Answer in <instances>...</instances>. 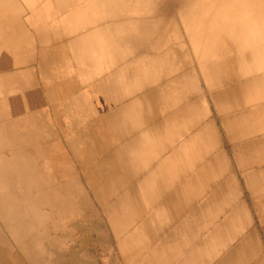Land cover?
<instances>
[{"label":"crops","instance_id":"0c3cea01","mask_svg":"<svg viewBox=\"0 0 264 264\" xmlns=\"http://www.w3.org/2000/svg\"><path fill=\"white\" fill-rule=\"evenodd\" d=\"M123 8L113 0H0V186L8 188L0 192V264H71L69 254L78 255V264L94 263L86 250L73 252L62 241L70 233L68 223L99 226L100 234L91 230L89 237L106 240L101 250L106 264H264V159L244 182L237 180V168L228 174L210 111L201 115L192 109L193 123L204 119L199 143L211 159L197 165L190 160L189 166V159L184 164L179 157V133L164 132L161 143L160 131L143 124L146 102L112 98L107 109H118L122 124L135 131L110 139L108 156L116 158L112 171L123 176L110 189L121 191L102 201L93 192L98 186L79 175L98 172L97 160L86 161L93 165L84 169L76 160L72 175L66 168L67 158L98 156L97 138L78 142L75 134L68 141L63 128L98 117V102H84L82 92H98L103 78L111 82L106 88L111 93L120 82L130 84L131 15ZM257 51L262 65L264 48ZM56 98L60 101L52 104ZM256 112L254 126L264 130L259 122L264 111ZM45 123L59 125L57 139L33 127ZM5 137L12 141L9 156L26 158L15 166L1 159ZM18 139L26 148L13 146ZM41 143L49 153L38 151ZM44 156L50 158L48 168ZM55 157L58 169L51 161ZM5 173L14 175L5 178Z\"/></svg>","mask_w":264,"mask_h":264},{"label":"rangeland","instance_id":"374dc122","mask_svg":"<svg viewBox=\"0 0 264 264\" xmlns=\"http://www.w3.org/2000/svg\"><path fill=\"white\" fill-rule=\"evenodd\" d=\"M124 1L123 10L125 13L129 10L131 15V69L138 68L142 56L146 54V59L148 58L155 64L154 73L151 79L147 81H144L141 76H137L131 77L130 84L120 82L118 85L120 88L116 87L113 93L106 91L108 84H111L106 78L100 80L98 92L86 90L82 92L84 102H98V117L88 119L89 116L83 118L84 121L88 120L86 123L76 126L65 125L63 128L68 134V141L69 138L73 140L75 134H78L77 136L81 139L78 142L87 139L94 143L93 140L90 141L89 139L97 138L99 144L98 150L95 151L98 152V156L67 158L66 168L71 172L70 175L74 173L73 164L76 160L80 162V168L83 169L85 166L93 165L85 163L86 161L97 160L98 172L81 173L80 171L79 175H83L86 183H93L98 186L93 192L97 193L102 201L114 199L115 193L121 191L110 189L123 177L122 174L112 171L116 166H111V161L116 158L108 156L110 139L117 134H120L121 137L135 131L129 125L122 124V115L115 114L118 109H107L108 104L106 102H111L112 98H115L116 103L124 98L128 100L139 99L141 102H146L147 107L143 109L140 119L144 125L151 128L153 133L155 131L174 132L178 127L181 159L184 164L189 159V166L190 160H194L197 165L211 159L210 151L206 153L203 144L199 143L198 134L201 127L205 126L204 119L202 122L201 119H197L193 123L195 119L192 109L196 106L202 113L201 115L210 111L209 119L212 124V134L215 133L218 147L225 154L228 174L237 168V180L244 182V175L247 173L246 176L249 177L257 162L260 163L264 159V130L254 126L256 121L253 117L257 115V109L264 111V63L259 65L260 62L256 58L257 50L264 48V0H198L200 3L196 0H153L155 6L151 9L148 7V10L143 8L144 5L141 4V0ZM190 2L192 3L190 4ZM207 4L209 6L207 20L201 25L204 28L200 29V26L191 34L192 26L199 23L200 18V22L203 20L204 13L201 16V10ZM184 10L185 12H183ZM235 10H238V13L231 26L239 29L241 18L247 20L248 24L253 22L259 24V28L256 30L262 32L261 40L258 41L255 35L252 36L249 29L247 30L249 36L241 34L240 29L234 36L228 33V28L219 32L206 30L205 24L209 22V19L210 24L219 20L217 19L219 11L230 13ZM245 10L251 11V15H247ZM194 13L197 15L196 19H194ZM239 14L241 15L239 16ZM143 19L152 21L150 27L154 30L153 36L148 39L152 43L146 46L141 43L145 36L140 27ZM157 26L161 31L156 30ZM136 51H143V53L140 52L139 55H136ZM142 66L144 65L142 64ZM25 80V77L20 78V83ZM122 87L124 89L120 91ZM53 95L56 94L52 93V97H55ZM59 101L57 98L51 100L52 104L56 102L58 104ZM53 110L58 111L51 109L52 112ZM107 110L108 114H106ZM83 115L87 117L86 112ZM56 116L59 120V112ZM167 116L173 117L174 122L167 121L170 123L166 122V125L161 123ZM160 118L161 120H159ZM260 119L262 120L259 122L264 127V117ZM36 120L40 119L36 118ZM52 120L55 121L54 118ZM130 124L132 125V123ZM44 125H35V127L39 133L47 135V138L49 136L51 140L57 139L59 125L48 126L46 123ZM3 128L5 131H11L8 126ZM1 139L4 149L1 158L3 163L15 166V163H20V160L26 159L25 157H10L8 148H11L9 146H11L12 141L6 137ZM13 141L15 147L22 148L24 146H19L23 144L22 139H18V142ZM44 148L48 151H44ZM38 151L49 153L50 148L44 147L41 143ZM183 151H186L188 156L183 155ZM45 157L41 161L44 168H48L50 158ZM51 161L58 169L59 158H51ZM188 172L190 169L182 172V177L185 178ZM3 175L5 178H11L14 174L5 173ZM0 192H8V188L1 185ZM68 226H70L68 228L70 233L64 236L62 241L70 244L73 252H78L80 248H83L84 252L87 251L88 258L94 262L91 264H106V254L101 252L106 240L100 235L98 240H94V238L91 240L89 237L90 234H93L91 230L100 234L98 232L99 226L91 228L80 223H73ZM96 250L98 253L94 252ZM58 259L63 261L66 258L59 255ZM66 260L70 261L71 264H78L79 261L78 255H71Z\"/></svg>","mask_w":264,"mask_h":264},{"label":"bare ground","instance_id":"6f19581e","mask_svg":"<svg viewBox=\"0 0 264 264\" xmlns=\"http://www.w3.org/2000/svg\"><path fill=\"white\" fill-rule=\"evenodd\" d=\"M110 1V0H109ZM195 1V0H194ZM197 2H199L198 0H196ZM243 1V0H242ZM245 1H247V0H245ZM261 2V1H260ZM105 3V2H104ZM113 3H115V6H117L118 7V4H123V3H125V1L124 0H113ZM184 3V2H183ZM186 3V2H185ZM192 2H190V4H191ZM200 3V2H199ZM7 4H11V3H7ZM141 4L142 5H144V9L145 10H148L149 8L148 7H150V9L153 7V6H155V1H153V0H141ZM194 4V3H193ZM198 4V3H197ZM202 4V3H201ZM200 4V5H201ZM185 5V4H184ZM196 5V4H195ZM194 5V6H195ZM125 7V6H124ZM146 7V8H145ZM187 7V6H186ZM208 4L201 10V16L203 15V13H204V15H203V20L200 22V20H201V18L199 19V23H195L193 26H192V31H191V34H193V32H195V30H197L206 20H207V13H208ZM106 8V7H105ZM119 8H122V7H119ZM148 8V9H147ZM192 8V7H191ZM243 9V8H242ZM105 10V9H104ZM107 10H108V8H107ZM238 10H235V11H232V12H230V13H227V12H221V11H219L218 12V14H217V19H219L218 21H215L214 23H212V24H210V19H209V22H207L205 25V27H206V30H213V31H217V32H219V31H221V30H225V29H227L228 28V33L230 34V35H232V36H234V35H236V33H238V31H239V29H240V32H241V34H244V35H248V32H247V30L249 29V33L252 35V36H254L255 35V37L257 38V40L259 41V40H261L262 39V32H260L259 30H256L257 28H259V24H254V22L253 23H250V24H248L247 23V20L245 21V19H243V18H241V24L239 25V29L238 28H234V27H232L231 25H232V22L236 19V15H237V12ZM183 12H185V10L183 11ZM192 12V11H191ZM245 12H246V14L247 15H251V11H247V10H245ZM186 15V14H185ZM241 14H239V16H240ZM186 17V16H185ZM197 18V15H196V13H194V19H196ZM192 20H193V18H191ZM183 20H184V17H183ZM249 21V20H248ZM141 23H142V25L140 26L141 27V30H142V32L144 33L143 35H145V36H147L146 38H145V36H144V38L141 40V43L142 44H144V46H146L147 44H151L152 42L150 41V40H148V39H150V36H153V33H154V30L150 27V25L152 24V21H145V19H143L142 21H141ZM201 23V24H200ZM209 23V25H207ZM214 26V27H213ZM154 27V26H153ZM189 27H191V26H189ZM237 27V26H236ZM202 28H204V27H202L201 26V28L200 29H202ZM157 29H159L158 28V26H157V28H156V30ZM214 29H216V30H214ZM160 30V29H159ZM161 31V30H160ZM240 36V35H239ZM249 36V35H248ZM239 38V37H238ZM240 38H242V37H240ZM136 40H137V38H135ZM252 39V38H251ZM146 41H148V42H146ZM241 41H242V39H241ZM237 42H238V40H237ZM134 44V43H133ZM238 44V43H237ZM238 46V45H237ZM236 46V47H237ZM241 47V46H240ZM245 47V46H244ZM251 47V46H250ZM246 48V47H245ZM244 48V49H245ZM249 48V47H248ZM247 49V48H246ZM199 50V49H198ZM238 50V49H237ZM263 51V50H262ZM258 52V51H257ZM259 52H261V49H259ZM150 54V53H149ZM250 54V53H249ZM208 55V54H207ZM240 55V54H239ZM146 54H144L143 56H142V60H141V63L139 64V67L138 68H133V69H131V76L129 77V79H128V83L129 82H131V77H137V76H141L143 79H144V81H147V80H149V79H151V77H152V75H153V71H154V67H155V64L151 61V60H148V58L146 59ZM156 57V56H155ZM205 57V56H204ZM208 57V56H207ZM241 57V56H240ZM211 59V58H210ZM242 60V59H241ZM142 64L144 65V66H142ZM193 66H194V64H193ZM139 69V70H138ZM199 73V72H198ZM147 95H148V93H147ZM62 96V95H61ZM234 102V101H233ZM238 103V102H237ZM166 106V105H165ZM196 112H198L199 113V110L196 108ZM177 116V115H176ZM170 116H167L166 117V119L164 120V121H162L161 123H165V125L168 123H170V122H174V120H173V117L172 118H169ZM175 119V118H174ZM167 121H170V122H167ZM167 122V123H166ZM207 125V124H206ZM9 127V126H8ZM33 127H35V126H33ZM14 128V127H13ZM23 128H24V126H23ZM178 127H176V130H175V132H179V130L177 129ZM204 128H206V127H204ZM26 129H24V131H25ZM13 131V130H12ZM18 131V130H17ZM26 133V132H25ZM203 133V132H202ZM13 134V133H12ZM34 134V133H33ZM37 135V134H36ZM209 135V134H208ZM210 135H212V134H210ZM20 136V135H19ZM167 136V135H166ZM29 137V136H28ZM38 137V136H37ZM37 137H35V138H37ZM159 137L162 139V142L161 143H164V141H163V139L165 138V133L163 132V131H160L159 132ZM206 137V136H205ZM167 138H169L168 136H167ZM203 138V137H202ZM24 140H25V138H24ZM168 139H166V141H167ZM204 140V139H203ZM207 140V139H206ZM202 141V140H201ZM216 141V140H215ZM214 141V142H215ZM195 143V142H194ZM209 143V142H208ZM27 144V143H26ZM38 144V143H37ZM34 145V144H33ZM210 145V144H209ZM24 147V146H23ZM12 149V148H11ZM15 149V148H14ZM122 149V148H121ZM180 153H181V150H179V157H180ZM28 154V153H27ZM43 154V153H42ZM29 157V156H28ZM43 157V156H42ZM45 157V156H44ZM33 159V158H32ZM210 161V160H209ZM209 161H208V163H209ZM182 165H184V164H182ZM39 166V165H38ZM40 167V166H39ZM28 169V168H27ZM27 174V173H26ZM52 190H53V188H52ZM2 193V192H1ZM44 193V192H43ZM47 193V192H46ZM46 193H45V199H46V197H48V196H46ZM50 194V193H49ZM53 194H54V192H53ZM1 195V194H0ZM44 195V194H43ZM60 195V194H59ZM59 195H58V197H59ZM74 195H76V194H74ZM3 196V195H2ZM1 196V197H2ZM12 196V195H11ZM37 196V195H36ZM64 196V195H63ZM38 197H39V195H38ZM75 198V197H74ZM2 199V198H1ZM37 199V198H36ZM38 199H40V198H38ZM45 199H44V201H45ZM60 199V198H59ZM3 200V199H2ZM19 200V199H18ZM15 201V200H14ZM43 201V200H42ZM47 201V200H46ZM37 202V201H36ZM48 202V201H47ZM52 202H54V201H52ZM45 203V202H44ZM3 204V203H2ZM39 204V203H38ZM42 204V203H41ZM47 205V204H46ZM67 206H68V202H67ZM41 206L39 205V208H40ZM44 208V207H43ZM50 208H51V206H50ZM65 208V207H64ZM21 209V208H20ZM20 209H19V211H20ZM67 209V208H66ZM69 209V208H68ZM108 209V208H107ZM81 210V209H80ZM18 211V213H21V212H19ZM90 211V210H89ZM103 211H105V210H103ZM23 213V212H22ZM70 213V212H69ZM36 216V215H35ZM44 220V219H43ZM149 221V220H148ZM56 223V222H55ZM44 225V224H43ZM53 225H55V224H53ZM68 225H69V223H68ZM95 225V224H94ZM39 226V225H38ZM68 227V226H67ZM52 228H55V227H52ZM76 228H78V227H76ZM43 229V228H42ZM63 230H64V228H63ZM158 230V229H157ZM39 231V230H38ZM57 231V230H56ZM64 232V231H63ZM66 232H68V231H66ZM65 232V233H66ZM60 234H61V232H60ZM59 234V235H60ZM63 234V233H62ZM61 234V235H62ZM64 235H67V233L66 234H64ZM61 237V236H60ZM18 239V238H17ZM18 241H19V239H18ZM17 241V242H18ZM20 242V241H19ZM16 243V242H15ZM21 243V242H20ZM121 243V242H120ZM21 247H22V245H21ZM25 246H23V248H24ZM28 247V246H27ZM72 247V246H71ZM50 248V247H49ZM48 248V249H49ZM30 249V248H29ZM47 249V250H48ZM51 249V248H50ZM51 250H53V248L51 249ZM55 251V250H54ZM81 251V250H80ZM33 252V251H32ZM49 253H50V251H49ZM48 253V254H49ZM83 253V252H82ZM26 254H27V252H26ZM32 254H34V253H32ZM11 255V254H10ZM24 256V255H23ZM69 256H70V254H69ZM117 256V255H116ZM83 261V260H82ZM93 260H91V262H92ZM10 262V261H9ZM80 262V261H79ZM86 262V261H85ZM98 262V261H97ZM14 263V262H13ZM85 264V263H84Z\"/></svg>","mask_w":264,"mask_h":264}]
</instances>
